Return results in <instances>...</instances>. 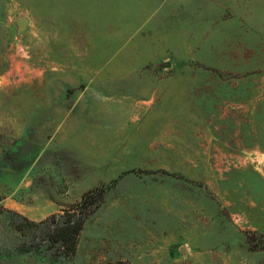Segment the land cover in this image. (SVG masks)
<instances>
[{"label": "rangeland", "instance_id": "obj_1", "mask_svg": "<svg viewBox=\"0 0 264 264\" xmlns=\"http://www.w3.org/2000/svg\"><path fill=\"white\" fill-rule=\"evenodd\" d=\"M76 4L0 0V264H264V0Z\"/></svg>", "mask_w": 264, "mask_h": 264}, {"label": "trees", "instance_id": "obj_2", "mask_svg": "<svg viewBox=\"0 0 264 264\" xmlns=\"http://www.w3.org/2000/svg\"><path fill=\"white\" fill-rule=\"evenodd\" d=\"M88 195L89 193H86L83 196V200L86 199ZM85 219L86 216L83 214L69 216L67 212L62 211L61 214L52 215L44 222H41V224L49 222L51 241L58 246V249L65 250V252L61 254L62 257L70 258L74 255L78 237L83 229Z\"/></svg>", "mask_w": 264, "mask_h": 264}, {"label": "water", "instance_id": "obj_3", "mask_svg": "<svg viewBox=\"0 0 264 264\" xmlns=\"http://www.w3.org/2000/svg\"><path fill=\"white\" fill-rule=\"evenodd\" d=\"M28 24V21L26 18H20L16 21V26H17V35H20L26 28ZM163 67H168L167 64L163 65Z\"/></svg>", "mask_w": 264, "mask_h": 264}, {"label": "crops", "instance_id": "obj_4", "mask_svg": "<svg viewBox=\"0 0 264 264\" xmlns=\"http://www.w3.org/2000/svg\"><path fill=\"white\" fill-rule=\"evenodd\" d=\"M50 1H64V2H66V1H73L72 9L74 10L78 6L76 4V2H78V1H85V0H50ZM105 1L115 2V1H118V0H105Z\"/></svg>", "mask_w": 264, "mask_h": 264}, {"label": "bare ground", "instance_id": "obj_5", "mask_svg": "<svg viewBox=\"0 0 264 264\" xmlns=\"http://www.w3.org/2000/svg\"><path fill=\"white\" fill-rule=\"evenodd\" d=\"M194 210V209H193ZM197 228V227H196ZM163 233V232H162ZM154 235V234H153ZM150 240V239H149ZM161 241V240H160Z\"/></svg>", "mask_w": 264, "mask_h": 264}]
</instances>
